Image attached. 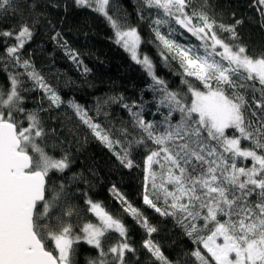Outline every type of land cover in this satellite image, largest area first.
Segmentation results:
<instances>
[{"label":"snow or ice","instance_id":"6c2138e0","mask_svg":"<svg viewBox=\"0 0 264 264\" xmlns=\"http://www.w3.org/2000/svg\"><path fill=\"white\" fill-rule=\"evenodd\" d=\"M256 3L264 20V0ZM73 4L108 22L115 43L154 81V90L161 94L158 110L167 108L158 126L124 105L141 133L136 145L147 146L150 141L156 146L144 160V205L172 217L184 229L197 246L190 253L194 264H264V54L252 56L245 45L227 42L238 41L236 29L243 21L217 22L192 7V0H140L143 8L157 10L152 30L167 51L165 59L178 60L183 70L181 83L187 91L182 92L170 90L156 77L147 55L141 58L137 28L110 14V0H73ZM10 10H16L15 0H0V15ZM173 22L200 45L186 46L173 39L177 31ZM164 26L167 35L161 32ZM217 29L229 34L227 40ZM33 35L27 23L18 31L0 32V37L15 40L6 48L10 61L25 69L24 74L45 94L50 107L59 108L64 101L57 91L19 55ZM59 36L56 33L53 40ZM65 51L73 61L78 59L71 49ZM20 75L9 73V89L0 90V264H75L74 245L81 242L96 250L88 264H126V255L135 254L136 249L128 242L122 220L100 203L87 200L98 223H85L76 232L69 219L74 210L65 207L61 195L63 185L59 189L48 186L49 173L63 172L69 162L67 156L58 159L45 150L47 132L39 111L23 107ZM188 78H194L199 86ZM67 107L110 151L120 144L80 104L69 100ZM246 110L255 119L249 118ZM120 131L128 135L126 129ZM130 147L131 142L113 153L127 169L136 166ZM112 191L126 205L124 211L147 233L143 248L159 264H173L150 238L157 227L115 187ZM110 233L117 235L116 242L105 247ZM220 238L222 243L217 242Z\"/></svg>","mask_w":264,"mask_h":264},{"label":"trees","instance_id":"16d2710c","mask_svg":"<svg viewBox=\"0 0 264 264\" xmlns=\"http://www.w3.org/2000/svg\"><path fill=\"white\" fill-rule=\"evenodd\" d=\"M192 7L207 12L220 23L234 24L235 20H242L243 23L236 29L238 41L227 40L229 34L220 33L219 29L218 34L228 43L245 45L252 56L264 54V27H261L264 20L256 0H207V3L205 0H192ZM15 8V11L0 15V32L18 31L24 23L32 27L33 38L19 55L22 60L32 63L64 103L59 108L50 107L45 94L34 87L33 81L24 74L25 69L10 61L6 48L15 43L13 38L0 37V90L7 92L9 89V73H20L21 95L25 98L23 107L28 111H39L47 132L43 145L45 150L58 159L67 156L68 168L63 172L52 171L46 179L50 188L55 186L59 189L63 185L61 195L65 207L74 210L69 219L75 231L79 232L80 226L85 223H98L95 215L88 210L86 201L100 203L127 227L128 242L136 252L126 255V264H159L143 248L144 240L149 237L124 211L126 205L112 191L115 187L128 203L157 227V232L150 238L159 245L165 257L173 264H194L190 253L197 246L184 229L172 217L161 216L143 203L144 160L148 150L156 146L150 141L147 146L136 145L135 140L141 133L134 126L132 112H140L146 121L158 126L163 115L167 114V108L160 107L158 110L161 94L154 90L151 76L115 43L114 32L102 16L89 9L76 8L73 0H15ZM156 11L143 8L140 0H110V14L122 23L126 21L137 28L141 36L140 51L152 61L156 77L165 81L170 90L186 92V86L181 83L183 70L178 60L171 56L165 59L167 51L152 30ZM171 26L177 30L172 38L178 43L200 45L199 40L174 22ZM161 32L167 35L168 27H162ZM56 33L60 36L53 40ZM65 48L75 52L78 59L73 61ZM188 79L194 81V78ZM195 83L199 86L198 82ZM69 100L80 104L94 122L99 123L120 144L114 145L110 151L67 107ZM124 105L131 107L132 112ZM246 114L255 119L251 117L250 110H246ZM175 119H178V114ZM121 129H126L128 135H123ZM130 142L129 150L136 166L127 169L113 153L120 152ZM160 206L163 207L162 202ZM116 239L117 235L110 233L105 247L115 243ZM74 247L75 264H88V260L96 256V250L83 242ZM200 248L207 255L202 245Z\"/></svg>","mask_w":264,"mask_h":264},{"label":"rangeland","instance_id":"374dc122","mask_svg":"<svg viewBox=\"0 0 264 264\" xmlns=\"http://www.w3.org/2000/svg\"><path fill=\"white\" fill-rule=\"evenodd\" d=\"M141 45V44H140ZM138 52H139V54H140V56H141V58L144 56L142 53H141V51H140V47H139V49H138ZM150 59V58H149ZM152 62V61H151ZM141 65V64H140ZM154 68V67H153ZM155 74V73H154ZM218 243H222V238H220L218 241H217Z\"/></svg>","mask_w":264,"mask_h":264}]
</instances>
